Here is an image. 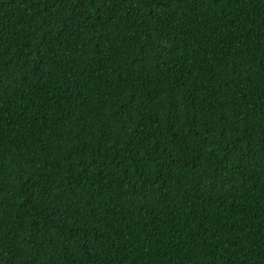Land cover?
<instances>
[{
    "label": "trees",
    "instance_id": "16d2710c",
    "mask_svg": "<svg viewBox=\"0 0 264 264\" xmlns=\"http://www.w3.org/2000/svg\"><path fill=\"white\" fill-rule=\"evenodd\" d=\"M0 264H264V0H0Z\"/></svg>",
    "mask_w": 264,
    "mask_h": 264
}]
</instances>
